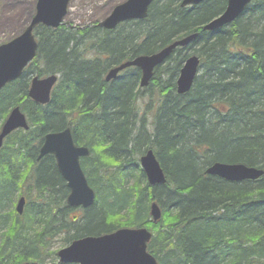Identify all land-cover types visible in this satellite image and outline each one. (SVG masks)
I'll return each instance as SVG.
<instances>
[{
  "label": "trees",
  "instance_id": "16d2710c",
  "mask_svg": "<svg viewBox=\"0 0 264 264\" xmlns=\"http://www.w3.org/2000/svg\"><path fill=\"white\" fill-rule=\"evenodd\" d=\"M181 1L155 0L147 19L123 23L113 31L101 29L98 22L84 26L71 24L73 28L65 25L58 29L36 28L39 43L36 59L20 79L0 92V126L10 109L17 105L30 123L28 131H16L0 149V162L9 165L4 167L6 176L13 168L17 174L21 168L34 166L32 179L22 182L20 188L28 196L23 218L27 227L18 221L16 232L6 231L0 235L4 249L0 251V264L16 262L5 263L12 262L6 257L10 249L20 256L18 261L32 259L42 263L47 257L54 256V250H39L37 245L51 239L57 229L66 230L76 239L110 232L117 224L152 229L147 202L151 194H159L158 198L167 206L164 218L171 223L158 244L172 252L175 261L222 264V259L217 258L219 250H214V245L229 241L233 256L223 258V264H264V222L260 219L264 217V177L230 188L220 179L203 178L199 171L224 159L264 169L261 131L264 129V98L261 95H252L248 100L243 98L248 107L246 120L235 115L228 102L241 100L243 90L252 89L250 85L242 87L241 79L246 73L260 76L264 68V0H254L244 15L215 32L200 31L202 25L224 12L225 0H209L186 8L181 7ZM195 32H199L198 38L189 46L176 49L160 67L165 72L179 71L191 55L209 57L211 63H204L203 74L189 94L177 96L172 94L175 91H168L163 97L160 91L168 109L154 122L155 136L151 143L173 182V190L161 186L150 188L142 172H138L135 185L128 187L127 171L117 170V177L107 184L103 199L88 211L81 227L74 229L64 225V221L70 219L69 213L62 211L63 205L57 200L51 207L29 213L30 205L43 199L45 193L57 194V199L63 201L68 195L54 157H47L37 164V147L31 152L28 145L30 140L43 139L48 132L72 126L77 140L81 137L93 147L108 145L105 153L122 159L120 165L126 163L138 169L136 161L142 147L139 144L150 139L145 133L132 134L136 124L135 108L138 107L133 80H138L140 72L128 69L121 76L126 78L120 77L109 84L105 82V74L114 65L157 52L174 40ZM44 74H58L60 79L50 103L42 106L30 100L27 94L33 76ZM221 105L225 106V111L218 118L208 112L209 107L218 111ZM257 122L260 130L251 126ZM16 140L22 146L9 152ZM136 146H139L138 152L133 149ZM256 146L259 147L256 149ZM130 155L131 158L135 156L134 160L126 159ZM87 160H93V157ZM83 166L97 191L98 182H106L105 178L95 173L96 178L92 179L84 162ZM1 178L0 206L3 207L8 206L11 199L8 180L3 182ZM169 195H173L171 200ZM221 210L225 214H216ZM125 211V222L111 220L108 224L110 219L122 216ZM256 214L258 217L251 223L250 217ZM1 231H5V227L0 223ZM70 241L67 237L66 242ZM155 243L157 236L152 240V244ZM162 262L164 264V260Z\"/></svg>",
  "mask_w": 264,
  "mask_h": 264
},
{
  "label": "bare ground",
  "instance_id": "6f19581e",
  "mask_svg": "<svg viewBox=\"0 0 264 264\" xmlns=\"http://www.w3.org/2000/svg\"><path fill=\"white\" fill-rule=\"evenodd\" d=\"M125 1H127V0H125ZM154 1H153V3H154ZM225 1H226V5H227L228 0H225ZM253 1L254 0H252V2ZM182 2H183V0L181 1V3ZM252 2L245 8L243 13L238 18H240L242 15H244L246 13L248 7L252 4ZM201 3H203V2H201ZM201 3H199L197 5H193L192 7L198 6ZM148 15H149V11H148ZM219 16L215 17L211 21L202 25L200 32H215V31L221 30L225 27L230 26L231 24H233L238 19V18H236L230 24H227L224 27L217 29V30H212V31H204L203 30L206 25H208L212 21L219 18ZM147 18H148V16L145 19H147ZM145 19L136 20V21H143ZM196 33L199 36V32H195V33H192L190 35H187L186 37H189V36L194 35ZM186 37H183V38H186ZM183 38H181V39H183ZM246 43L249 44V42H246ZM185 47H187V46H185ZM185 47H183V48H185ZM157 52H159V51H157ZM157 52H154L152 54H155ZM152 54H150V55H152ZM192 56H196L198 66H197L196 72L194 73V78H193L192 85H191L190 89L187 92H183V93H180L178 91V81L181 77L183 68H185V66H186V61L183 64H181L182 66L180 65L181 68L179 71L177 69H170L167 72H165L164 69H160L161 65H158L157 67L154 68V71L152 72V76L146 85H142V78H143L142 74L143 73H142V70L136 66H130L124 70H121L118 73L117 77L111 81H106V77L112 69L117 67V65L112 66L105 74V82L109 84L110 82L120 78L122 76V74L124 72H126L128 69H137L140 72L138 80L137 81L133 80V85H135V92L137 94V106L138 107L135 108L136 124H134V126H133L132 134L135 136V135H143V133H145V134L150 136V139H147L145 142H143V140H142L139 144V146L142 145V147H141V153L139 154V158L136 161L138 169L132 168V167L128 166L126 163H122L123 165H120L121 164L120 160H122V159H119L117 157L114 158L112 155H109V153L104 152V150H107V148L109 147L108 145L101 144L99 147L98 146L93 147V146L87 145L84 142V140L81 139V137H79L80 140H77L75 138V133L73 132L72 126H67V127L63 128L61 130H58V131L48 132L44 135L43 139H40L37 141L30 140L28 142V145L30 147V151L33 152V149H35V147H37V150L35 152L37 164H41V162L44 161V159L47 157H54L57 171L60 174V176L62 177V179L64 180V182L66 183V187L68 189V195H67L66 200L63 201L61 199L60 200L57 199L58 198L57 194L45 193V194H43L45 196V197H43V199H41V200L33 203L32 205H30V207L28 208V212L34 213L38 210L40 211L44 208L51 207V205L53 204V201L57 200V201H60V203L63 205L62 211L69 213L70 219L65 220L64 225L67 227H70V228H74V229L81 227V224L83 223L85 216L88 214V211L93 206H95V204H97L98 200L103 199L104 194H102V193L104 192V189L107 187V184H109L111 181H113V179L115 177H117V174L115 173V171H117V170L127 171L126 172L127 173L126 179H127L128 187H133L135 185L136 177H138L139 174L142 172L144 175V179L146 181V184L150 188L161 186V187H167L168 189H170L172 191L173 190L172 185H171L172 181L170 182L167 171L165 170L164 166L162 165L161 160L157 156L155 148L153 147V145L151 143V140L155 136L154 122H156L157 119L166 111V109H168V106H166L167 102L160 95V91L162 92L163 97H165L164 93H168V91L169 92L175 91L176 93L174 92L172 94H175L177 96H179V95L184 96V95L189 94L190 91L193 89L194 84L197 81V79L203 74L204 63L211 65L209 57H206V56L200 57L198 55H192ZM137 57H139V56H137ZM137 57H135V58H137ZM169 57L166 59V61L169 59ZM129 61H131V60H129ZM53 75H56L58 77V80L56 81V83L52 87L50 101L52 98L53 90L56 88V86L59 83L60 76L58 74H49V75L44 74V75H42V78H47V77H50ZM36 76L37 75H34L33 78ZM245 76L246 77L244 79H241L242 87L245 85H250V86H252V89L249 90L248 92L243 90V92L241 93L242 94L241 100H234L233 102L228 100V102L232 105V111L234 112V114L237 116H240L244 120H246L248 118V114H247L248 113V107L245 105V102H243L244 101L243 98L245 100H248V98H250L252 95L253 96L254 95H261L264 98V68H262V73L260 76H257V75L255 76L253 74V72H248V73H246ZM121 78L124 79L126 77L123 76ZM125 81H127V79H125ZM251 81L257 82V84L255 85ZM171 83L173 84L172 87L170 86ZM29 90H30V86L28 88V94H27L28 98L30 100H32L33 102H35L36 104L45 106V105L50 103V101L44 105L37 103L36 101H34L33 99L30 98ZM161 98H162V100L159 101V99H161ZM17 107H19L21 112L25 115L26 120H27L26 124H27L28 128L26 129L24 127H20V128L13 130L12 132H10L6 137H4L2 144L0 146V149H2L3 146L6 145L8 139L16 131H20V130L21 131H28L30 129L29 120H28L26 114L22 111L21 107L18 105L16 107L10 109L7 118L9 117L11 111ZM224 111H225V106H223V105L219 106L218 111L214 110L212 107H209V109H208V112L212 113L215 118H218L220 116V114H222ZM7 118L5 119V121L7 120ZM5 121L2 123V125L5 123ZM263 121H264V115H263ZM2 125L0 126V134L2 131ZM251 126L253 129H259L260 130V123L259 122H257L255 125H251ZM66 129L70 130V134L72 136L74 146L78 150H82V149L87 150L86 155L79 156L78 164H79L80 169H81V171L85 177L87 186L90 188V190L94 194V199L90 205L87 204L85 198H75L73 200H69V197L71 196L72 191H71V188L69 187V182L67 181V179L64 177V175L62 174V172L59 169L58 161L55 158V154L44 151V147L46 145V139H45L46 136L50 133H54V134L61 133V132L65 131ZM261 131H262V134L264 137V129H262ZM222 135H224V134H222ZM18 136L21 137L22 135H18ZM18 140H19V138H18ZM18 140H16V142H13L11 144L10 148L8 149L9 152H12L15 149H17L18 147L22 146L21 143H18ZM139 146L133 147V149L138 152ZM258 147L259 146H256L255 148L257 149ZM130 150H132L131 145H130ZM148 153L153 154L156 162L159 164V166L161 168V176L163 178L162 183H153L152 184L149 180V177H148V175H147V173L143 167V163H142V159L147 157ZM92 157H93V160H87V159H90ZM133 158H135V156ZM133 158H131V155H130V156H127L126 159L134 160ZM224 160L225 161H215L211 165H209L203 169H199L202 177L203 178L211 177L213 179L214 178L220 179V180L226 182V186L230 187V188H233L234 184H240L241 182H244V181L255 182V181H259L262 177H264V169L261 167L249 166V165L244 164V163L232 162L231 160L226 161V159H224ZM229 161H231V162H229ZM83 162H84V165L88 168V173L92 179L96 178V176H95V173H96L99 176L104 177L106 180V182H98L97 191L95 190V188L90 183L87 171L83 166ZM215 165H219L217 174L209 172V170L211 168H213ZM239 165H243L247 168H253V169H256L258 171H262L263 174L257 179H245V180H241V181L231 179L230 173L226 170L225 166H227V167L232 166L233 167V166H239ZM7 166H9V165L8 164L3 165V163L0 162V177H2L1 181L3 180V182H5L8 180L9 188H10L9 197L11 199L9 201L8 206H3V207L0 206V216L2 217V219L0 220V223H1V226L5 227V231H1L0 235H2V233L6 232V231L7 232H13V231L16 232L18 230L17 227L19 225L18 221H20L22 223V224L20 223V225L27 227L23 221V218L25 216L26 209L28 206V196H27L26 191H23L20 188H21L22 182H28L29 180L32 179L31 177H32L33 169H34L33 165H29V166H26L25 168H21L20 171L17 172V174H16L14 172V168H13V172H11V174L9 176H6L7 169H4V167L7 168ZM138 172H139V174H138ZM133 173H134V175H133ZM163 193H165V192H163ZM163 193H161V194L163 196H165ZM158 196H159V194L158 195L157 194L156 195L151 194L150 199L147 201L148 202V221L150 222L151 225H153V228H155V229H153V228L149 229L147 227H142V226H139V227H123V226H119L120 224H117L114 228H112L110 230V232L103 233L101 235H87V236H83V237H80L77 239L74 238L71 233H67L66 230L58 231V229H57L56 231L53 232L51 239L50 238L45 239L42 244L37 245V248L39 250H43V249L44 250H51V249L54 250V253H55L54 256H52L50 258L47 257L46 259L43 260L42 263L37 262V261H33L32 259H26V260L21 259L18 261L20 256L16 255V253L13 249H10L7 252L6 257H7V259H11L12 262H10V260H8L5 263H13L14 261H16L14 264H85V263H79V262L78 263H61L60 257L58 256V252L62 249H67L74 242L81 240L85 237H98V236H104V235H109V234L114 237L115 235H117V232H119L123 229L142 230L143 228H145L151 233V238H150L149 242L146 243V245H145L144 253L147 256H149L156 264H162L163 260H164V264H181L180 262L175 261V258L173 257L172 252L166 250L164 247H162L161 245L158 244L160 241L163 240V235L165 232H167V229H168L167 227L171 223L170 221L165 220V218H164V210H166L167 206L164 202L160 201ZM172 196L173 195H169V199L170 198L172 199ZM21 201L24 202L23 205L20 204ZM154 208L157 209L160 213V217L158 218L157 221L154 219V215L152 214V211ZM247 213H249V212H247ZM216 214L221 215V214H225V213L223 212V210H221V211H218ZM126 216H127V213L125 211V212H123L122 216L118 215L117 218L113 217L112 219H110L108 224L111 223V220L115 221V222L118 221L117 223L125 222L124 218ZM256 216L258 217L257 214L253 217H250L252 219L251 223H253L254 220H256ZM260 219L262 222H264V217H261ZM155 236H157V243H155L156 245H153L152 240L155 238ZM67 237H69L71 239L70 243L66 242ZM1 242L3 243V241H1ZM228 242L229 241H224L222 243H217L216 245H214V250H216V249L219 250V257H217V258L222 259L221 260L222 264H223V258L233 256ZM58 245H60L61 248L57 250L55 248ZM0 251H4V249H2V247H1V243H0ZM29 255L22 256L21 258L28 257ZM52 260H54V261H52Z\"/></svg>",
  "mask_w": 264,
  "mask_h": 264
},
{
  "label": "water",
  "instance_id": "95a60500",
  "mask_svg": "<svg viewBox=\"0 0 264 264\" xmlns=\"http://www.w3.org/2000/svg\"><path fill=\"white\" fill-rule=\"evenodd\" d=\"M154 0H127L117 5L112 12L101 21L98 26L105 30H115L120 24L127 21L141 20L148 16V11ZM207 0H183L181 6L188 7L197 5ZM71 0H37L36 11L25 30L8 41L0 45V91L9 83L19 79L25 68L35 59L39 48L34 31L40 25L57 29L64 24V19L68 14ZM252 0H228L224 12L208 25L204 31L217 30L238 18ZM198 34L175 40L163 47L159 52L152 55H141L131 61H126L112 69L106 81L115 79L121 70L130 66H136L142 70V85H146L152 76L154 68L162 65L166 59L173 54L177 48L188 46ZM196 56H191L186 60V66L182 70L178 81V91L187 92L197 70ZM58 80L56 75L40 78L34 77L31 81L29 96L40 104H47L50 101L52 87ZM26 117L20 108L13 109L2 125L0 134V146L4 137L13 130L24 127ZM44 151L54 153L58 161L59 169L69 182L71 196L69 200L75 198H85L88 205L94 199V194L87 186L85 177L78 164L79 156L86 155L87 150H78L73 143L70 130L66 129L61 133H50L46 136ZM143 167L149 177L150 182L162 183L161 168L156 162L152 153L142 159ZM218 166L215 165L209 170L211 173H218ZM226 167L231 179L245 180L257 179L263 172L243 165ZM24 204L23 201L20 203ZM152 214L157 221L160 213L153 209ZM151 233L143 228L142 230L123 229L117 232L114 237L109 235L98 237H85L74 242L67 249L58 252L61 263H85V264H156L144 253L145 245L149 242Z\"/></svg>",
  "mask_w": 264,
  "mask_h": 264
},
{
  "label": "rangeland",
  "instance_id": "374dc122",
  "mask_svg": "<svg viewBox=\"0 0 264 264\" xmlns=\"http://www.w3.org/2000/svg\"><path fill=\"white\" fill-rule=\"evenodd\" d=\"M122 1L71 0L66 22L75 26L99 22ZM36 3L37 0H0V45L25 29L35 13ZM60 248L58 245L55 249Z\"/></svg>",
  "mask_w": 264,
  "mask_h": 264
}]
</instances>
